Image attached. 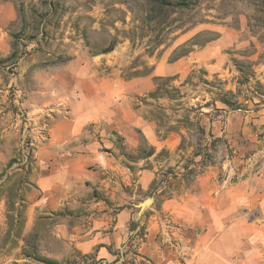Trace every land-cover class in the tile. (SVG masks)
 I'll list each match as a JSON object with an SVG mask.
<instances>
[{
  "label": "rangeland",
  "instance_id": "1",
  "mask_svg": "<svg viewBox=\"0 0 264 264\" xmlns=\"http://www.w3.org/2000/svg\"><path fill=\"white\" fill-rule=\"evenodd\" d=\"M206 171L264 260V0H0V264H186L161 202Z\"/></svg>",
  "mask_w": 264,
  "mask_h": 264
},
{
  "label": "crops",
  "instance_id": "2",
  "mask_svg": "<svg viewBox=\"0 0 264 264\" xmlns=\"http://www.w3.org/2000/svg\"><path fill=\"white\" fill-rule=\"evenodd\" d=\"M148 140L150 144L157 143L153 134L148 135ZM163 144L171 147L175 146L174 142L167 141V139H164ZM89 158L91 157L86 159ZM110 160L112 163L108 164L106 168L115 176L116 183L110 184V190H105L112 197L118 198L122 189V184L118 180L119 175L122 177L121 180L125 182L124 186L127 187L129 184L134 185L129 182L132 173L129 169H121L118 160L116 162L111 158ZM84 166H88V164L85 162ZM69 169L76 170L77 168L71 165ZM153 178L154 172L146 169L143 170L139 181H142L143 188H147ZM161 190H158V192H161ZM229 192L228 189L222 190L218 196H215L212 175L206 171L198 174L189 188L179 192L176 191L174 197H167L161 202V209H166L168 212L180 217L181 223L191 230L192 234L189 239L191 249L186 264H264V260L260 259L259 252H248L237 248L241 242L248 239H260V237L255 233L257 226L254 223L245 221L242 217H236L240 208L245 206L246 202L236 194L238 192H230V195ZM122 195L129 198L128 189L126 192L123 190ZM87 207H89V204ZM231 211H235L234 217ZM123 215H128V213L123 210L118 216L120 218ZM98 221L94 219L92 223H89L92 226L88 230L79 232L80 240L83 239L81 241L85 243L87 241L94 242L100 234L106 235L103 230L108 228V221L102 223ZM118 226L119 223L113 227L112 234L115 236L120 234L118 237L121 238L120 232H123L125 225L121 224L122 228L116 230ZM247 227L250 229V233H246ZM151 228H154V222L150 219L147 230L151 232ZM89 235L95 236L93 241L88 240ZM119 244L116 243V245ZM100 252L99 250L98 253ZM153 259V264H163L156 256ZM178 264L185 263L180 262Z\"/></svg>",
  "mask_w": 264,
  "mask_h": 264
},
{
  "label": "water",
  "instance_id": "3",
  "mask_svg": "<svg viewBox=\"0 0 264 264\" xmlns=\"http://www.w3.org/2000/svg\"><path fill=\"white\" fill-rule=\"evenodd\" d=\"M149 199L148 200H146L143 204H142V206H141V208H143L146 204H148L149 203Z\"/></svg>",
  "mask_w": 264,
  "mask_h": 264
}]
</instances>
